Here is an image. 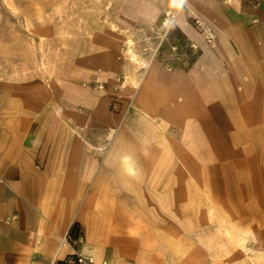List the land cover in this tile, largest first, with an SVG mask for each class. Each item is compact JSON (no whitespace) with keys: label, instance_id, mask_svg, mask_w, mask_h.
I'll return each instance as SVG.
<instances>
[{"label":"rangeland","instance_id":"obj_1","mask_svg":"<svg viewBox=\"0 0 264 264\" xmlns=\"http://www.w3.org/2000/svg\"><path fill=\"white\" fill-rule=\"evenodd\" d=\"M193 1L0 0V89L43 84L61 132L108 163L96 264H264V114L232 104L227 45ZM154 66L197 68L204 101L146 103Z\"/></svg>","mask_w":264,"mask_h":264},{"label":"crops","instance_id":"obj_2","mask_svg":"<svg viewBox=\"0 0 264 264\" xmlns=\"http://www.w3.org/2000/svg\"><path fill=\"white\" fill-rule=\"evenodd\" d=\"M194 1L212 22L217 43L227 45L223 53L236 84L232 104L251 115L258 107L263 115L264 0ZM182 27L190 37L197 34L191 24ZM198 79L197 68L169 72L154 66L143 99L149 103L154 94L173 106L204 101ZM238 82L244 84L243 98ZM19 86L0 89V264H63L74 249L62 239L75 223L85 228L84 250L95 255L94 212L108 202V163L83 138L61 132L66 117L56 115L43 84Z\"/></svg>","mask_w":264,"mask_h":264},{"label":"built area","instance_id":"obj_3","mask_svg":"<svg viewBox=\"0 0 264 264\" xmlns=\"http://www.w3.org/2000/svg\"><path fill=\"white\" fill-rule=\"evenodd\" d=\"M63 245L71 246L74 251L70 253L63 261V264H96L94 257L84 250L85 237L79 231L77 233L69 232L63 238ZM107 264V263H103Z\"/></svg>","mask_w":264,"mask_h":264},{"label":"trees","instance_id":"obj_4","mask_svg":"<svg viewBox=\"0 0 264 264\" xmlns=\"http://www.w3.org/2000/svg\"><path fill=\"white\" fill-rule=\"evenodd\" d=\"M80 227H81L80 223H75V224L72 226L71 232H73V233H77V232H79Z\"/></svg>","mask_w":264,"mask_h":264}]
</instances>
